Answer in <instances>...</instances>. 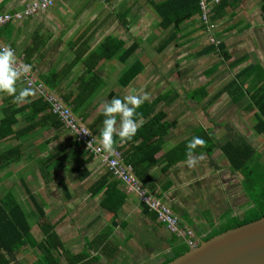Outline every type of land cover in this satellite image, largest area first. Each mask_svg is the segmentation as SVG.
Masks as SVG:
<instances>
[{
	"label": "crops",
	"instance_id": "0c3cea01",
	"mask_svg": "<svg viewBox=\"0 0 264 264\" xmlns=\"http://www.w3.org/2000/svg\"><path fill=\"white\" fill-rule=\"evenodd\" d=\"M27 1L30 0H0V13L19 10ZM227 2L224 14L216 21L215 35L218 41L225 45L226 52L230 54L229 62L240 57H246V59L235 68H230L229 62L224 61L220 54L209 53L217 55L218 58L205 69L207 79L200 86L207 85L208 90L206 93H202L198 100L188 97V92L196 87L188 90L180 89L177 86L176 78L171 75L166 76L162 72L164 69L162 53L169 48L184 47L194 34L196 28H193V25L200 24L199 17L194 21L185 22L178 38L160 54L158 53L159 56L153 54L152 51L157 53V47L166 37L161 38V30L167 31L168 34L169 30H163L159 26L158 35L153 32V25L156 22L159 25L160 17H157L158 14L150 0H56L52 7L39 11L32 17L13 20L0 29L2 42L10 47L17 57L23 60L27 59L26 53L29 48L36 47L35 52L29 57V66L37 73L38 78L48 74L52 69H61L72 64L78 52L85 50L81 60L72 66L64 80V88L70 84L78 83L79 77L85 74V57L98 48L107 37L120 39L124 42L123 47L125 48L135 41L140 43L136 51L125 62L120 61L119 56H115L99 63L97 71L105 84L94 96L91 107L88 109L90 114L85 123L89 126L91 122L101 116L102 119L96 128V134L99 136L105 118L103 105L105 102L111 101L113 92L120 98L130 94L146 93L149 97L146 101L160 99L153 114L163 112L165 114L163 121L174 124L164 135L162 148L156 155L159 157V163L148 172L149 184L153 186L151 191L170 206L181 221L191 225L200 239L212 232L213 229L218 228V224L226 220L224 216L227 213L232 212L233 216L242 217L251 207V200L246 191H244L245 198L240 201L245 205L243 215H239V207H234L236 206L235 202L239 203V198L236 200V193L241 197L240 187L243 186L242 183L238 185L236 182H240L242 177L239 172H233L229 168L219 146L212 154L193 153L192 158L196 160L193 167L186 164V159L172 165L168 171H164L168 162L164 159V155L173 148H168V145L176 146L193 135L198 128L202 127L210 131L218 143L223 144L229 139L236 141H239L241 137L247 139L245 135L237 131L238 125L232 119H230L232 124L225 122L227 116H252L253 123H255L256 109L250 108L248 94L243 95L241 100L236 102L228 93H222L216 100H213L215 94L243 68L251 64H260L264 67L262 0H228ZM135 61H140L143 64V70L130 82L135 90L129 87L119 90L114 87V84L120 83L122 80L125 69L131 67ZM176 65L177 63L172 66L176 67ZM216 83L217 85H215ZM107 84L108 87H106ZM214 85L218 87L214 89ZM16 87L17 90L24 87L20 79L17 81ZM58 93L56 92V94ZM6 97H8L7 94L0 93V119L3 116L1 106ZM116 119L115 127L118 130V114ZM145 119L144 117L139 118L141 121L139 126ZM20 122L19 127L23 126V121ZM51 130L54 129L35 131L24 141V145L25 143L29 146L32 145L38 150L46 139H51L48 146L56 142H58L56 145L58 148L60 145H66L68 133L57 134L54 131L47 137L43 136ZM7 143L11 145L9 141L5 142V145ZM1 147L0 149H2ZM47 148L42 150L43 157L41 159H45L50 153L46 154ZM41 165L43 164L38 165L39 169ZM62 166L71 176L68 179L61 178L66 182L70 197L64 194L60 186L65 199L57 204L51 200L50 209L61 213L57 222H52L56 224V230L70 252L86 251L87 240L95 238L108 226L113 229L110 238L113 243L118 245V252L115 257L109 260L101 254L100 247L92 248L89 258L100 257L99 261L93 264H160L176 249L186 245L184 240L172 234L165 225H161V222L154 217L148 216L137 196L128 193L122 182H118L117 187L120 193L125 196V201L118 213L106 212L102 208L104 191L93 196L90 190L92 184L107 170L99 157H93L84 166L90 173L84 179L80 178L81 172L71 171L68 164H62ZM1 174V178H4L8 177L10 172ZM195 177L198 181L195 182L197 184L195 187L200 186L201 188L199 193H193L194 190L190 191L192 187L191 189L188 187L190 181H194ZM210 180L216 181L214 188L218 187L217 183L219 184L220 180L225 183L226 180L232 181L233 183L228 184L231 188L228 197L231 199L226 201L225 187L221 191L223 198L217 193H212L213 197L210 193L207 194V181ZM167 181H170L172 185L165 190L164 186ZM46 204L48 206V203ZM72 211L85 214H79V222H77L71 215ZM206 212L208 217L205 216ZM67 219L70 222H66ZM61 224L63 225L60 226ZM72 240H76L78 248H72L69 245Z\"/></svg>",
	"mask_w": 264,
	"mask_h": 264
},
{
	"label": "trees",
	"instance_id": "16d2710c",
	"mask_svg": "<svg viewBox=\"0 0 264 264\" xmlns=\"http://www.w3.org/2000/svg\"><path fill=\"white\" fill-rule=\"evenodd\" d=\"M201 1L202 0H150L152 7L160 17L159 26L163 30H169V34L157 47L158 53L165 50L178 38V34L182 31L185 22L194 21L199 17L200 25L204 27L207 32L208 43L203 48L197 50L196 56L200 57L209 53H216L218 55L220 54L224 61H230L231 56L226 52L225 45L222 42L210 40L211 36L218 40L215 35V30L217 28L216 21L224 14L228 5V0H220V2L212 8L211 22L215 24L213 31H209L207 25L204 24L201 19ZM261 9L263 11L264 20V0H262ZM11 22L12 21H9L8 23ZM5 25L0 26V29ZM113 45L116 46L113 47ZM139 45L140 43L135 41L128 48H125L123 47L124 42L120 39L107 37L98 48L91 51L89 55L85 57V74L79 77L76 85L70 84L64 88L63 83L70 73L72 66L77 61L81 60V57L85 54V50L78 52L72 64L62 67L61 69H52L48 74L39 76L41 79L40 81L45 83L52 90H55V92H59L58 94L72 109L73 113L85 122L90 114V110L88 109L91 107L94 96L105 84L97 71L99 63L104 59H112L115 56H119V60L125 62L136 51ZM35 50L36 47H30L29 51L26 53L27 59L25 58V60H23L20 57L18 58L25 64L30 65L29 57L32 56ZM244 59H246V57H240L229 62L230 68H235ZM142 70L143 64L140 61H135L131 67L125 69L120 84H122V86H128ZM19 79L24 86L22 88H30L32 94L23 102L19 103H13L11 96L6 97L3 101V105L1 106L3 116L0 119V142L14 141V143L5 150H0V172L23 159L24 155H26L24 141L35 131L39 129H54L57 134L68 133V138L66 139V145H60L59 148L57 147L54 151H51L45 159L40 160V163L43 164L40 166V171L45 182L48 183L52 180L53 168L61 167L62 164H68L71 171L81 172V179L89 176L90 173L84 166L95 156L85 151L84 145L64 126L59 116L50 110V103L44 100L43 97L37 96L34 88L27 86L21 78ZM19 90H17V92ZM207 90V85L196 87L188 92V97L198 100L200 99V95L206 93ZM222 93L231 95L232 100L235 102L240 101L243 95L248 94L250 108L256 109L253 129L256 134L264 135V67L260 64H251L243 68L215 94L213 100H216ZM176 96H178L177 93ZM112 97L118 96L113 92ZM159 100L160 99L145 101L136 110L140 113V116L134 118L141 119V117H144L146 119L138 127L135 136H133L130 141L121 143L119 137L116 134L113 135V148L121 151L123 162L132 166L135 176L150 190H153V186L149 184L150 176L148 172L153 166L159 163V157H156V155L162 148L164 135L174 124L173 122L163 121V117H165L163 112L153 114ZM97 119L91 122L89 126L87 125L95 135H97V124L102 117L99 116ZM20 121H23V126L21 127L18 126L21 124ZM193 137H200L203 139L204 144L197 145V147L192 150V154L203 152L212 154L219 146L226 158L229 168L233 172H239L241 174L244 180V189L251 200V207L247 209L244 216H231V213H227V215L224 216L226 223L213 229V231L202 238V240H208L228 229L263 217L264 152L260 154L252 143L245 138L241 137L239 141L229 139L225 141V143L220 144L210 131L200 127L193 135L165 153L164 159L168 162L167 165H165L164 171H168L172 165L189 158L186 146ZM50 142L51 139H46L45 143L39 149L42 151L48 147ZM21 180L26 193L29 195L30 201L37 211V225L42 236L38 239L34 235L29 216L15 193L12 190H7L5 193L0 194V264L18 263V255L23 248H31L36 251V259L29 264H62L63 258L66 259L68 264H93L98 262L100 257L89 258L90 249L98 247H100L101 254L105 255L109 260L115 257L118 252V245L113 243L110 238L113 232L111 226L104 228L95 238L88 239L86 251L78 253L70 252L65 247L63 240L56 230V224L53 223L47 215L46 209L42 205L43 203L37 200L24 178H21ZM118 182L121 181L116 179L107 169L90 188L93 196L104 191L101 206L106 212H112L113 214L118 213L125 201V196L120 193L117 187ZM59 184L64 194L70 197L66 182L61 179ZM171 185L172 183L167 181L164 186L165 190L170 188ZM142 206L144 207V212L148 216L157 219L155 212L150 211L145 204H142ZM161 225L164 224L161 223ZM175 238L177 239L176 236ZM189 249L190 247L187 245L181 246L160 264L170 262Z\"/></svg>",
	"mask_w": 264,
	"mask_h": 264
},
{
	"label": "rangeland",
	"instance_id": "374dc122",
	"mask_svg": "<svg viewBox=\"0 0 264 264\" xmlns=\"http://www.w3.org/2000/svg\"><path fill=\"white\" fill-rule=\"evenodd\" d=\"M157 17H159L157 15ZM194 29V34L189 38V41L186 42V45L180 46L179 48H175V49H168L166 52L162 53V59L164 60V69H162L165 73V75H171V77L176 78L177 80V86L180 89L183 90H188L194 87H198L200 86L204 81H206L207 77H206V67L211 64V62L215 61V59L218 58L217 55L215 54H208V55H203V56H196V52L198 49H200L201 47H203L204 45H206L208 43V37H207V32L205 31L204 27H202L199 23H195L193 25ZM160 30V27L158 25V23H154L153 25V32H155L158 35V31ZM168 35V32H163L161 30V38H164L165 36ZM153 54H155L156 56H159L158 52L156 53L155 51H152ZM161 56V55H160ZM177 63L176 67H173L172 65ZM135 85V84H134ZM217 85V83L215 84ZM213 86L214 89H216L218 86ZM109 85L107 84L106 87H108ZM114 87H116L119 90H124L126 88H130L132 90H135V88H133V85H129L128 86H122V84L117 83L113 85ZM162 93V92H161ZM230 119H232L233 122H235L238 126L236 127L238 130V132L243 135H245V137L250 141V143H252V145L258 150V152L260 154H263L264 152V135H258L254 132V130L252 129L253 127V117H249V116H227V118L225 119L226 123H231ZM233 123V124H235ZM55 130H51L48 131L47 133L43 134L44 137L49 136L50 134H52ZM65 134V133H62ZM70 134V133H69ZM68 135V134H67ZM14 141H11V144H13ZM58 144V142H56L55 144H51L50 146H48V148L46 149V154L54 151L56 147V145ZM2 146V147H1ZM10 145L7 143V145H5L4 141L0 142V147L2 149H6L8 148ZM0 149V150H2ZM24 150L26 152V155H24L23 159L16 163L11 165L8 168H5L1 173H7L10 172V175L6 178H1V173H0V194L5 193L7 190H12L15 195L17 196V198L21 201V204L23 206V208L25 209L26 213L29 216L30 219V223H32V228H33V233L34 235L40 239L42 234L38 229V225H37V219H38V215H37V211L34 207V205L32 204V202L30 201L29 195L26 193L25 191V187L22 183L21 178H24V180L26 181V183L28 184V186L31 188V190L35 193V197L37 198V200L40 203H43L42 205L44 207L47 206L46 203H48V206L46 207V212L47 215L49 216V218L54 222H57L58 220V216L59 214H61L60 212H57L55 210H51L50 206L52 205V202L56 203L59 201H63L65 199V196L63 195L62 190L60 189V185H59V179L61 178H66L68 179L69 177H71L67 170H65L64 166L55 168L54 170H52V180L50 182H45L44 178L41 176V171L39 169L40 162H38V160H40L43 156H42V151L41 150H37L36 147L32 146V145H27L25 143L24 145ZM220 163V162H219ZM221 164V163H220ZM212 179V178H211ZM240 182H236V184L239 185V183H242L243 186L240 187L241 191V197L238 196V194L236 193V200L237 198H239V203L235 202L234 205L236 204V206L234 207H239L238 213L240 216L243 215L244 213V207L245 205L240 203V201L242 199L245 198V194H244V180L241 178ZM246 180V179H245ZM195 182L197 181V177H195L194 181H190V185L188 187H192V189L189 190L193 191V193L195 192H201V188L200 186L195 187L197 184ZM205 183V182H204ZM208 185L206 186V190H207V194L210 193L211 197H213L214 194H219L220 197L223 198V196H221V192L223 190V187L226 188L225 192H226V201L228 199H231L230 197H228L229 195V190H231L230 186H228L229 183H233L230 180H226V183L222 180H220V183H217L218 187L214 188V183H216L215 180H210L207 181ZM225 183V185H224ZM189 184V183H187ZM185 184V185H187ZM191 184H193V186H191ZM243 188V189H242ZM214 193V194H212ZM46 203H45V202ZM231 203H233L231 201ZM238 203V204H237ZM232 206V205H230ZM64 208V206L62 207V209ZM248 208V206H247ZM217 213V212H215ZM231 213V214H230ZM68 214V213H67ZM79 214H85V213H81V212H71L72 217L74 218L75 221L79 222L78 219V215ZM228 214H230L232 216V212H229ZM205 216L208 217V213H205ZM66 222H70L69 219L66 220ZM223 223H226L225 221H221L218 225L221 226ZM63 224H61L60 226H62ZM69 245L72 248H78V243L76 242V240H72L69 242ZM36 251L31 249V248H23L21 250V252L18 255V259L17 262L18 263H14V264H29L32 261H34L36 259ZM62 264H68L66 259H62Z\"/></svg>",
	"mask_w": 264,
	"mask_h": 264
},
{
	"label": "built area",
	"instance_id": "2783aa9c",
	"mask_svg": "<svg viewBox=\"0 0 264 264\" xmlns=\"http://www.w3.org/2000/svg\"><path fill=\"white\" fill-rule=\"evenodd\" d=\"M55 1L30 0L25 2L23 8L18 11L0 13V26L9 21L32 17L39 11L52 7ZM219 2L220 0L201 1V19L207 25L209 31H213L215 28V24L211 22V11L213 6ZM210 40L218 42L213 36L210 37ZM0 47H8L2 42L1 38ZM15 57L17 68L27 65L20 58ZM20 78L27 86L34 88L37 96L43 97L44 100L50 103V110L59 116L64 126L84 145L85 151L99 157L113 176L125 185L128 193L136 195L140 203L145 204L150 211L156 213L159 222L163 223L172 234L184 240L188 247L194 248L199 245L201 240L196 230L191 225L182 222L170 206L135 176L132 166L123 162L120 150L113 148L112 151H105L99 143L98 136L91 132L86 123L73 113L72 109L54 90L40 81L37 73L30 66L28 72L26 74L22 73Z\"/></svg>",
	"mask_w": 264,
	"mask_h": 264
},
{
	"label": "clouds",
	"instance_id": "9594fccd",
	"mask_svg": "<svg viewBox=\"0 0 264 264\" xmlns=\"http://www.w3.org/2000/svg\"><path fill=\"white\" fill-rule=\"evenodd\" d=\"M17 60L13 50L10 47H0V93L7 94L12 97L13 103L23 102L32 94L30 88H22L17 92V81L22 73H27L28 65L22 68L16 67ZM149 97L146 93L125 95L123 98L113 97L111 101L105 102L103 105V127L100 131L98 140L105 151L113 150V133L119 137L121 143L130 141L135 136L140 120L136 119L140 116L136 110ZM117 114L119 115L118 130L115 127L117 123ZM136 117V118H134ZM204 141L200 137H193L187 143L188 159L185 161L189 167L196 164V160L192 158V150L197 145H203ZM174 147L169 144L168 148Z\"/></svg>",
	"mask_w": 264,
	"mask_h": 264
},
{
	"label": "water",
	"instance_id": "95a60500",
	"mask_svg": "<svg viewBox=\"0 0 264 264\" xmlns=\"http://www.w3.org/2000/svg\"><path fill=\"white\" fill-rule=\"evenodd\" d=\"M166 264H264V216L202 240Z\"/></svg>",
	"mask_w": 264,
	"mask_h": 264
},
{
	"label": "flooded vegetation",
	"instance_id": "af4514ba",
	"mask_svg": "<svg viewBox=\"0 0 264 264\" xmlns=\"http://www.w3.org/2000/svg\"><path fill=\"white\" fill-rule=\"evenodd\" d=\"M202 241V239H200Z\"/></svg>",
	"mask_w": 264,
	"mask_h": 264
}]
</instances>
